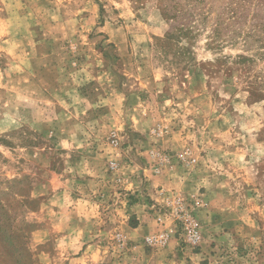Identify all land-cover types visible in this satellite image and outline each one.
I'll return each mask as SVG.
<instances>
[{
  "label": "rangeland",
  "instance_id": "obj_1",
  "mask_svg": "<svg viewBox=\"0 0 264 264\" xmlns=\"http://www.w3.org/2000/svg\"><path fill=\"white\" fill-rule=\"evenodd\" d=\"M176 27L188 28L186 36L168 40ZM179 50L182 55L175 54ZM178 130L197 159L184 170L195 178L213 171L209 160L223 151L215 146L222 138L227 153L244 148V134L264 144V0H0V200L21 245L0 257V264H66L55 235L34 238L48 227L49 195L37 198L33 190L48 180L61 186L50 197L77 209V223L108 247L109 259L127 255L126 230L136 225L128 209L138 199L123 168L137 155L133 141H153L145 160L157 175L186 166L177 158L161 166L150 156L181 153L156 143ZM226 167L223 173L229 171L225 176L238 185L223 190L244 201L260 235L232 225L222 228L232 229L229 236L209 239L210 200L200 195L205 186L191 198L172 190L169 201L154 202L158 232L169 233V220L181 247L198 252L200 245L183 242L175 218L159 223L158 217L171 214L172 196L199 198L202 204L194 203L190 213L213 248L206 264H264V156L253 166L256 183L246 188L244 157Z\"/></svg>",
  "mask_w": 264,
  "mask_h": 264
},
{
  "label": "crops",
  "instance_id": "obj_2",
  "mask_svg": "<svg viewBox=\"0 0 264 264\" xmlns=\"http://www.w3.org/2000/svg\"><path fill=\"white\" fill-rule=\"evenodd\" d=\"M191 123H193V120H191ZM125 126L127 128V125ZM187 134L189 132L185 131V136ZM195 138L197 141H201L203 145L207 142L206 139L202 140L201 137L199 140L197 134ZM135 140L133 144L136 147L135 154L137 155L132 158L133 165L130 164V166L123 168L124 174L128 178L127 188L131 189L132 195L138 199L128 209V217L136 225L126 230V237L131 247L127 255H124L122 258L113 255L114 257L110 256V259L108 255H105L108 252L106 251L108 247L99 244L100 241L96 240L97 237H94L92 230L85 223H77L80 220L78 216L81 215H77L78 212L74 210L76 208L70 209L69 206L71 205H67L65 201L59 205L50 197L53 192H56L61 187L54 180L43 181L33 190V196L37 198L46 195L48 197L49 195L47 203L46 198L44 199V211H46L44 214L49 217L48 227L36 231L34 238H38L39 242H42L55 235L57 237L59 254L68 255L65 258L67 261L66 264H206V255L213 252L212 245L206 241L204 242L203 239L198 252L182 248L176 229L169 220H167V224L170 241L165 249L156 252L142 244V241L146 237L159 231V226L155 223V215L157 213L152 209L154 202L164 203L169 201L168 196L172 193V190L181 194L183 197L191 198L198 195L199 190H201L200 186L207 187L206 194L204 195L202 193L200 195L204 199L210 200V202L208 201V205L210 206L209 213H211L209 222L213 226L207 231V237L209 239L229 236L230 230L232 229L228 231L222 228H230L232 225L241 226L243 233L247 225L246 234L248 236L260 235V231L255 226L258 224V221L250 215L249 209H244V201L240 198L232 197L233 190L235 189L234 186L238 184H234L233 186L232 182H230V177L225 176L227 172L230 175L229 171L223 173V170L227 168L226 166L232 165V163L239 164L240 158L244 157L243 187L246 188V184L254 185L257 181L256 174L253 173L254 163L264 156V144L262 142L253 140V136L249 134H244V148H237L233 153H227L225 151L227 148L225 144L228 141L222 138L218 143H215V146L221 147L223 151L214 157V161L209 160L214 164L211 168L213 171L209 169L203 170L202 174H206L195 178L194 174H188V176L185 174V171L192 169V167L183 165L164 168L160 174L154 175L145 160L148 149L152 148L151 143L153 141L150 143L149 138L146 136L139 137ZM253 141L255 142L254 145L253 143L250 145L249 143ZM156 143L162 150H169L171 152H181L186 146L180 130L173 132L170 136L160 137L156 140ZM214 153L217 152L215 151ZM227 154H233L230 155L233 157H227ZM137 156L143 159L140 160ZM248 170L251 172L249 179L245 177ZM218 174H221L223 177L220 178ZM228 186L230 188L231 186L233 187L232 193H225V190H223V188L228 190ZM222 191H224V195ZM64 192V195H66V189H64ZM64 192L61 190L60 194L63 196ZM55 196L58 197V193ZM58 200L61 201L62 198ZM54 206H60L61 210H56ZM41 212H43L42 208L40 210ZM262 220L264 221V217ZM214 227H220V229H215Z\"/></svg>",
  "mask_w": 264,
  "mask_h": 264
},
{
  "label": "built area",
  "instance_id": "obj_3",
  "mask_svg": "<svg viewBox=\"0 0 264 264\" xmlns=\"http://www.w3.org/2000/svg\"><path fill=\"white\" fill-rule=\"evenodd\" d=\"M161 132L162 131L155 130L154 134H159ZM111 141L113 145L118 144V139L115 134L111 136ZM150 156L155 160H159L161 166L171 164L174 158H177L181 163H184L188 167H192L197 163L194 151L189 147L185 148L181 153H178L175 157L161 151H151ZM113 170L118 171L119 166L113 164ZM194 203L202 204V201L199 198H195L193 200L188 201L187 199H184L180 196H172L171 214H169V216H167V214H162L158 217L159 223L164 222V217H166V219H170L171 217L175 218V221L181 224V229L183 231V242L191 248L199 246L202 241V235L199 229V225L192 218L190 213ZM117 238L119 244H121L123 247L127 246V241L124 237L118 235ZM169 241L170 235L167 231L164 230L156 233L155 235H151L145 238L144 244L147 247H151L153 249H163L167 247Z\"/></svg>",
  "mask_w": 264,
  "mask_h": 264
},
{
  "label": "trees",
  "instance_id": "obj_4",
  "mask_svg": "<svg viewBox=\"0 0 264 264\" xmlns=\"http://www.w3.org/2000/svg\"><path fill=\"white\" fill-rule=\"evenodd\" d=\"M175 29H179L178 33L170 34L168 33L167 39L173 41V39L176 41L177 39L184 38L183 36H186L188 28L185 27H176ZM176 55H182L183 52L175 51ZM4 193H0V195H3ZM29 198V196H25ZM13 199L12 197H10ZM33 203V200L30 201V203ZM10 216L9 211L7 210V207L4 203V201L0 200V257L6 255L11 251V248L20 249L19 247L21 245L18 244V236H15V231L11 229V225L9 224ZM5 252V253H4ZM5 258V257H3Z\"/></svg>",
  "mask_w": 264,
  "mask_h": 264
}]
</instances>
